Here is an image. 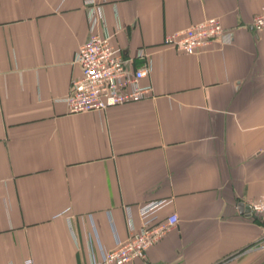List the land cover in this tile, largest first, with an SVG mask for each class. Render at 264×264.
<instances>
[{
  "label": "crops",
  "instance_id": "obj_1",
  "mask_svg": "<svg viewBox=\"0 0 264 264\" xmlns=\"http://www.w3.org/2000/svg\"><path fill=\"white\" fill-rule=\"evenodd\" d=\"M99 1L100 32L150 51L154 93L70 112L83 0H0V264H89L154 199L178 223L127 264H264V217L247 208L264 195V0ZM209 17L230 42L164 43Z\"/></svg>",
  "mask_w": 264,
  "mask_h": 264
},
{
  "label": "built area",
  "instance_id": "obj_2",
  "mask_svg": "<svg viewBox=\"0 0 264 264\" xmlns=\"http://www.w3.org/2000/svg\"><path fill=\"white\" fill-rule=\"evenodd\" d=\"M90 25V36L75 53L74 62L81 73L73 77L69 92L62 98L70 112L105 111L116 105L137 102L152 96V82L144 83L153 71L151 53L145 46L126 52L112 41V34L100 32L102 3L83 0ZM255 30L264 28V4L253 20ZM217 40L230 42L232 30L220 18L209 17L183 30L165 35L164 43L177 51L196 54ZM137 61L139 62L137 64ZM167 199L143 202L138 207L140 223L135 224L127 207L129 232L126 238L116 237V246L107 249L98 242L99 253L90 250L89 264H127L147 259L149 250L176 227L178 214L160 216ZM251 212L264 217V195L249 204ZM93 241V240H92ZM91 244V241H90ZM25 264H34L31 258Z\"/></svg>",
  "mask_w": 264,
  "mask_h": 264
},
{
  "label": "water",
  "instance_id": "obj_3",
  "mask_svg": "<svg viewBox=\"0 0 264 264\" xmlns=\"http://www.w3.org/2000/svg\"><path fill=\"white\" fill-rule=\"evenodd\" d=\"M247 208H248V210H250L249 206Z\"/></svg>",
  "mask_w": 264,
  "mask_h": 264
}]
</instances>
